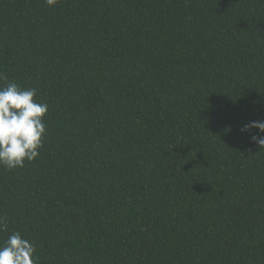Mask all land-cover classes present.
Wrapping results in <instances>:
<instances>
[{
  "label": "trees",
  "instance_id": "trees-1",
  "mask_svg": "<svg viewBox=\"0 0 264 264\" xmlns=\"http://www.w3.org/2000/svg\"><path fill=\"white\" fill-rule=\"evenodd\" d=\"M0 87L48 105L0 166V246L37 264H264V0H0ZM257 130H253L256 132Z\"/></svg>",
  "mask_w": 264,
  "mask_h": 264
},
{
  "label": "clouds",
  "instance_id": "clouds-1",
  "mask_svg": "<svg viewBox=\"0 0 264 264\" xmlns=\"http://www.w3.org/2000/svg\"><path fill=\"white\" fill-rule=\"evenodd\" d=\"M58 2L45 0L49 7ZM36 94L37 89H24L15 82L0 87V166L9 170L24 167L26 160L32 162L43 146L48 105L36 102ZM241 132L249 134L254 143L264 147V120L244 124ZM6 228V218L0 216V231ZM36 251L33 242L14 232L0 246V264H37Z\"/></svg>",
  "mask_w": 264,
  "mask_h": 264
}]
</instances>
